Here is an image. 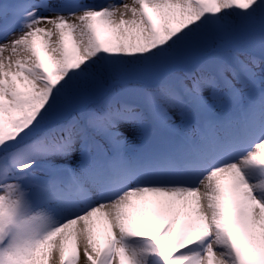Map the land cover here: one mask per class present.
Here are the masks:
<instances>
[{"label":"snow or ice","instance_id":"obj_1","mask_svg":"<svg viewBox=\"0 0 264 264\" xmlns=\"http://www.w3.org/2000/svg\"><path fill=\"white\" fill-rule=\"evenodd\" d=\"M0 264H264V0H0Z\"/></svg>","mask_w":264,"mask_h":264},{"label":"rangeland","instance_id":"obj_2","mask_svg":"<svg viewBox=\"0 0 264 264\" xmlns=\"http://www.w3.org/2000/svg\"><path fill=\"white\" fill-rule=\"evenodd\" d=\"M97 2H99V0H97Z\"/></svg>","mask_w":264,"mask_h":264}]
</instances>
